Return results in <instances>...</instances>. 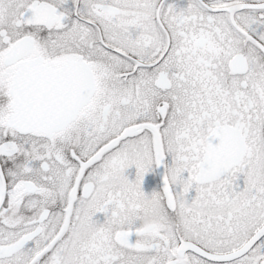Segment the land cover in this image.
I'll return each mask as SVG.
<instances>
[{"label":"snow or ice","instance_id":"obj_1","mask_svg":"<svg viewBox=\"0 0 264 264\" xmlns=\"http://www.w3.org/2000/svg\"><path fill=\"white\" fill-rule=\"evenodd\" d=\"M0 264H264V0H0Z\"/></svg>","mask_w":264,"mask_h":264},{"label":"flooded vegetation","instance_id":"obj_2","mask_svg":"<svg viewBox=\"0 0 264 264\" xmlns=\"http://www.w3.org/2000/svg\"><path fill=\"white\" fill-rule=\"evenodd\" d=\"M126 174L129 176V179H134L135 168L132 167L126 170ZM160 185H162V170L158 169L146 175L143 188L147 194H151L152 191L158 190ZM102 215L103 214H98V217L102 218Z\"/></svg>","mask_w":264,"mask_h":264},{"label":"clouds","instance_id":"obj_3","mask_svg":"<svg viewBox=\"0 0 264 264\" xmlns=\"http://www.w3.org/2000/svg\"><path fill=\"white\" fill-rule=\"evenodd\" d=\"M155 217H156V212L150 211L145 215L144 220L145 222H151L152 220L155 219Z\"/></svg>","mask_w":264,"mask_h":264}]
</instances>
